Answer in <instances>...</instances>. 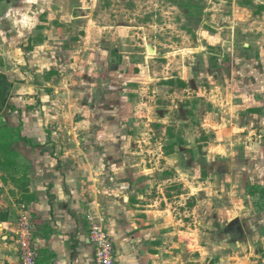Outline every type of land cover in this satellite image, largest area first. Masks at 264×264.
<instances>
[{"label": "rangeland", "instance_id": "1", "mask_svg": "<svg viewBox=\"0 0 264 264\" xmlns=\"http://www.w3.org/2000/svg\"><path fill=\"white\" fill-rule=\"evenodd\" d=\"M257 6L248 0H0L1 30L5 20L18 25L16 35L1 31L2 53L28 49L18 38L28 21L37 56L29 49V64L19 65L23 75L16 72L21 79L15 81L28 77L36 104L48 80L66 83L60 95H51L63 102L65 130H78L79 137L71 138L87 147L84 160L95 148L100 162L117 164L113 176H122L127 164L133 195L155 197L158 209H171L157 198L168 193L177 229L189 232V244L204 246L206 255L209 243H232L229 231L237 224L218 228L216 217L198 215L201 208L240 207L242 200L247 209L264 207V120L243 121L240 114L249 106H231L228 92L213 88L218 69L227 66L211 68L208 56L219 49L210 42L223 22L264 20V8ZM230 32L226 28L227 40ZM244 42L239 36L232 47ZM111 146L122 150L111 153ZM230 166L233 176L221 181ZM257 193L260 201H253ZM17 206L16 224L30 213L29 202Z\"/></svg>", "mask_w": 264, "mask_h": 264}, {"label": "crops", "instance_id": "2", "mask_svg": "<svg viewBox=\"0 0 264 264\" xmlns=\"http://www.w3.org/2000/svg\"><path fill=\"white\" fill-rule=\"evenodd\" d=\"M250 2L255 7L260 6H257L258 10L264 8V0H248ZM5 21L8 26H3L4 33L16 35L17 32H12V28L18 31L16 21ZM2 23L0 20V71L4 66L6 76L2 77L11 85L0 109V158L9 159V165L0 167V264L21 263L16 218L19 215L17 205L22 201L29 202L37 264H96V245L90 239L91 218L104 225L115 247L116 264H264V207L247 209L242 200L240 207L201 208L198 215L216 217L218 228L229 225L230 221L237 224L229 231L235 236L232 243L216 246L209 243L205 255L204 246L189 244V232L177 229V224L181 223L173 217L168 193L157 198L171 209H158L155 197L152 199L140 192L133 195L131 188L134 189V185L126 175L127 164L122 176H113L111 170L117 164L100 162L95 148L89 150V156L84 160L87 147L79 146L78 139L74 143L71 137H79L78 130H65L63 102L58 99L57 103L56 95L54 98L51 95H60L66 83L61 86L62 81L56 84L55 80H48L43 85L47 90L36 104V97L29 92L28 77H24L25 83L15 81L21 79L16 72L23 75V63L29 64V45H34L29 41L36 38L25 21L18 38L28 43V49L17 46L11 48V52L2 53L5 44ZM227 23L219 25L218 33L213 36L215 43L210 42V45L217 43L219 49L208 52V56L213 60L211 68L227 66L229 75L222 73L226 68H219L221 75L218 73V77L221 78L212 83L213 88L228 92L226 102L231 106H249L247 112L240 114L243 121L264 120V20H232L229 26ZM226 28L231 31L228 40ZM239 36L246 42L243 48H233ZM196 46L200 47V44ZM37 49L35 46L30 51L37 56ZM16 52L22 55L14 57ZM220 56L225 58V63L220 64ZM8 63H12L10 70ZM34 88L30 89L33 91ZM38 108L42 114L38 113ZM107 149L111 153L122 150L117 146ZM233 171L235 169L230 166L231 173L221 181H229ZM123 175L127 179L122 178ZM191 183L186 181L187 185L191 186ZM261 185L264 188V184ZM233 192H237L236 186L232 188ZM259 193L253 201H260ZM185 195L191 197L188 193ZM212 230H215L213 225ZM238 230L241 234H237Z\"/></svg>", "mask_w": 264, "mask_h": 264}, {"label": "built area", "instance_id": "3", "mask_svg": "<svg viewBox=\"0 0 264 264\" xmlns=\"http://www.w3.org/2000/svg\"><path fill=\"white\" fill-rule=\"evenodd\" d=\"M90 239L96 245V264H116L115 247L108 238L104 225L91 218ZM17 242L20 264H37V249L34 242V232L31 217L28 213H22L17 222Z\"/></svg>", "mask_w": 264, "mask_h": 264}, {"label": "trees", "instance_id": "4", "mask_svg": "<svg viewBox=\"0 0 264 264\" xmlns=\"http://www.w3.org/2000/svg\"><path fill=\"white\" fill-rule=\"evenodd\" d=\"M30 43L33 42V41H29ZM31 45V44H30ZM34 46V45H33ZM31 48H33L32 46H29ZM10 83L6 80L5 77H0V109L2 108L5 100H6V97L8 95V90L10 88ZM9 159L7 158V160H5L4 158H0V167L3 168V166L5 165H9Z\"/></svg>", "mask_w": 264, "mask_h": 264}]
</instances>
